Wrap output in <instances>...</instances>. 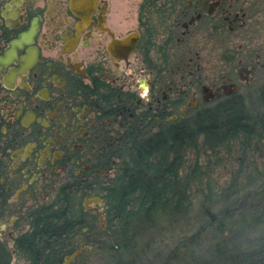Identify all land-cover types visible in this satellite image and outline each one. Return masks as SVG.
<instances>
[{
	"label": "flooded vegetation",
	"instance_id": "1",
	"mask_svg": "<svg viewBox=\"0 0 264 264\" xmlns=\"http://www.w3.org/2000/svg\"><path fill=\"white\" fill-rule=\"evenodd\" d=\"M74 1L0 0V219L9 226L0 240L9 244L28 229L29 208L61 193L83 211L92 206L99 222L129 138L161 133L264 80V49L226 47L220 72L214 61L210 70L201 65L197 49L211 41L214 57L219 41L250 43L261 0H180L163 15L153 0L147 35L141 1L125 26L112 0L76 10ZM135 32L132 47H117ZM93 196L100 203L85 206Z\"/></svg>",
	"mask_w": 264,
	"mask_h": 264
},
{
	"label": "trees",
	"instance_id": "2",
	"mask_svg": "<svg viewBox=\"0 0 264 264\" xmlns=\"http://www.w3.org/2000/svg\"><path fill=\"white\" fill-rule=\"evenodd\" d=\"M160 1L163 15L180 0ZM152 4L140 2L146 35ZM258 87L203 106L161 133L129 138L101 195L106 264H264V168L217 190L202 181L198 163L183 168L187 148L213 149L239 136L264 142V86ZM3 199L0 192L1 205ZM76 201L61 193L29 208L15 252L29 264H63L74 250L73 235L96 221ZM11 254L0 240V264H10Z\"/></svg>",
	"mask_w": 264,
	"mask_h": 264
},
{
	"label": "rangeland",
	"instance_id": "3",
	"mask_svg": "<svg viewBox=\"0 0 264 264\" xmlns=\"http://www.w3.org/2000/svg\"><path fill=\"white\" fill-rule=\"evenodd\" d=\"M140 1L141 0H112L113 8L116 7L114 9L117 10L121 9V18L126 20L124 26L131 25V23H127L133 21L137 4ZM261 2L262 3L258 6V10L260 11H258L255 21L256 30L253 36L254 39L250 43L238 39H233L232 41H219L217 42V47H214V57L211 41H198V61L201 65L210 70L214 61V70L220 72L224 68L222 57L226 54V47H233L237 51H240V49L247 44L249 46L246 47H250L257 51L264 49V0H261ZM239 45L240 47H238ZM169 54L172 63L179 62L177 59H174L176 58V55L173 51ZM190 56H192V60L196 59L193 54ZM182 63L183 61H181V64ZM260 85L264 86V80H259L256 86L253 87V90L256 89L254 91L255 93H258V86ZM240 94H243L245 97L246 91L243 89L240 91ZM195 162L205 171L202 181L204 182L205 180H208L210 186H213L215 190L232 181L241 184L264 168V142L254 138L245 139L242 136H239L238 138L230 140L227 144L214 147L213 149L203 146H198L195 149L187 148L184 154L183 168L187 165H192ZM203 182L202 185H204ZM199 196L198 193H195V198L193 199L194 202L198 200ZM78 200L79 201L75 202L76 206H81V201L80 199ZM101 206H103L102 199ZM87 212L95 213V211L92 210V206ZM0 227L2 228L1 231L4 233L9 227L7 224L6 226L3 225V218L0 219ZM102 228H106L105 218L101 223L96 220L93 227L89 228L93 229L94 233H88L86 232L87 230L83 233L80 230L74 234L75 236L73 235L71 239L72 246L75 250L79 251L68 261V264H106L107 253L103 249L106 236L104 235V230ZM87 236L93 237L94 242H88L86 239ZM76 239H82L85 240V242L74 245ZM7 244L13 248L12 244ZM11 252L10 264H29L27 259L21 254L15 252L14 249Z\"/></svg>",
	"mask_w": 264,
	"mask_h": 264
},
{
	"label": "water",
	"instance_id": "4",
	"mask_svg": "<svg viewBox=\"0 0 264 264\" xmlns=\"http://www.w3.org/2000/svg\"><path fill=\"white\" fill-rule=\"evenodd\" d=\"M92 3H93L92 0H89V2H88V0H75L73 3H71V5H72L71 7H72V9L76 10L79 7H82V5H84V4H85V6L86 5L88 6V4H89V7H91ZM137 36H138V34L136 32L134 34L127 35L126 37L121 39L119 42H117V47L122 48V50L125 47H128V49H129L130 47L133 46L134 42L136 41V37ZM89 203L98 204V203H100V199L98 197H96V196H93V197L85 198L83 200V204L85 206H87ZM98 219H99V223L104 221V219H103L101 214L98 215ZM82 229H85V227H83ZM10 250L13 251V248L10 247ZM78 251L79 250H75L74 249L71 253L65 254L63 256V264H68V261L70 259H72L78 253Z\"/></svg>",
	"mask_w": 264,
	"mask_h": 264
}]
</instances>
